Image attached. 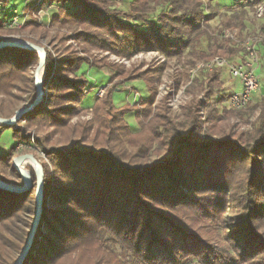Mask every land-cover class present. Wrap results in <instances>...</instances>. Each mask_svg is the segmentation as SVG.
Wrapping results in <instances>:
<instances>
[{"label":"trees","instance_id":"obj_1","mask_svg":"<svg viewBox=\"0 0 264 264\" xmlns=\"http://www.w3.org/2000/svg\"><path fill=\"white\" fill-rule=\"evenodd\" d=\"M48 3L59 4L52 23L81 26L75 38L86 53L103 49L131 57L141 51H159L172 57L193 47L190 54L195 58L209 57L194 44L207 34L201 24L207 19L204 0H132L128 11L114 7L115 0H42L39 9ZM157 7H161L157 18L150 20ZM124 18L143 21L147 27ZM9 25L7 19H0L1 34L13 32L6 28ZM24 26L32 32L41 27L35 19ZM259 49L262 63L264 45ZM241 51L222 52L232 58ZM217 53L212 52L211 57ZM64 56L54 68L53 54L47 51V79L54 70L48 82L51 101L47 108L40 106L24 114L18 124L25 119L36 127L54 128L56 133L66 128L81 107L64 105H80L88 98L85 90L91 81L80 73L86 65L109 67L111 79L119 77V81L95 104V120L78 125L81 135L76 139L70 136L62 140V147L45 148L48 137H36V146L46 153L49 163L41 164L43 211L23 264H264V92L253 94L238 109L246 119L260 109L251 134L234 136L218 129L215 120L223 115L213 107L208 118L213 124L203 135L201 102L195 97L183 108L182 117L169 113L168 96L151 114L158 93L156 80L165 62L132 74L123 64ZM39 60L36 50L0 48V93L11 97L21 82L28 99L33 100L36 88L27 73ZM222 69L201 71L188 92H215L223 84ZM66 72L76 77H66ZM136 78L143 80L149 94L139 100L146 112L141 115L138 111L140 129L132 132L125 114L134 109L129 104L118 108L114 92L124 91L119 84ZM231 94L221 101L229 100ZM2 105L3 101L0 116L14 113H6ZM91 127L96 131L87 145L85 134ZM25 128L0 125V136L11 129L14 140L0 152L1 180L14 183L23 179L12 159L20 144H31ZM72 131L75 134V128ZM30 171L33 185L28 190L20 193L0 187V241L7 251L17 254L27 241L36 212V173ZM15 259H0V264H14Z\"/></svg>","mask_w":264,"mask_h":264},{"label":"rangeland","instance_id":"obj_2","mask_svg":"<svg viewBox=\"0 0 264 264\" xmlns=\"http://www.w3.org/2000/svg\"><path fill=\"white\" fill-rule=\"evenodd\" d=\"M1 1L3 2V0H0V19H7L10 25L6 28H11L13 30L12 33L4 32L1 34L2 32H0L2 39L27 41L44 46L46 52L48 51L53 54L55 61L54 68L59 66V60L63 58L64 54V57H71L74 54L79 56H88L90 59L94 58L101 62L106 60L112 63L123 64L126 70H129V72L132 74L144 71L148 68V66L154 67L157 63L165 62V69L159 76V79L156 80L158 93L156 103L151 110L152 115L156 111L155 106L161 103V101L168 96L167 104L169 107V113L175 117H182L183 108L192 100L193 97H195L201 102L199 108V118L202 121L203 135L207 133V127L213 124L211 119L208 120L213 107H216L218 113L223 115L222 118L219 117L215 120V124L218 129L226 130L225 132H231L234 136L240 134L241 132L247 134H251L253 132L254 123L257 121V118L260 114V109H256L255 112H253L252 115L246 119L239 115L240 110L233 108L228 99L221 101V98L227 93H233L234 90L235 92H241L242 85L240 81L231 77L227 68L220 66L209 68L208 65L217 56L234 60L237 55L230 58L224 52L229 49L242 48V40H244L248 35H254L257 32L264 31V16L261 18L257 17L255 14L256 8L259 5H264V0L259 1L255 5L250 4L251 0H204V9L207 19L203 20L201 24L202 28L207 31V34H203L194 44L196 45L195 49L207 52L209 57L206 59L195 58L194 55L190 54L193 51V47L186 48L183 55L172 57L164 56L159 51H141L140 53H137L131 57H123L103 49H93L86 53L83 49V44H80L75 38V34H77L78 30L81 29V26H76L78 28H74L75 26H62L61 24L59 25L57 23H52L53 16L58 12L59 4L48 3L43 8L39 9L42 0H10L9 3L5 5H3L4 3ZM31 1H33V3ZM131 1L132 0H115L116 4L114 7L128 11L131 8ZM160 10L161 7H157L156 11L151 12L149 19H156V15ZM13 19H15V22ZM32 19L38 20L39 24L41 25V27H38V32H32L30 28H25L24 26L27 21ZM124 21L136 23L144 28L147 27V25H143V21L125 18ZM227 31H236L238 33L236 40L230 36H226ZM63 37H66L65 41H63ZM215 45H219V48L215 49ZM216 50L218 51L217 54L219 55L211 57L212 52ZM244 56L245 55L242 51L238 55L239 58H243ZM262 61L263 62L261 63L259 72L264 76V67L262 65L264 63V58ZM137 65L142 66L133 71L132 69ZM199 65L202 66L197 68ZM36 67L37 65L32 66L27 73L35 88L34 72ZM215 68H223L220 75V79L222 80L223 84L220 86V88H216L215 92L211 93L210 95H206L204 90H196L195 93L188 92V86L193 83V79L199 76L201 71L205 73H212ZM192 69L195 70L192 71ZM46 73L47 70L45 67L42 71L43 88L45 93L41 96L40 102L34 108L23 113V115L35 110L36 108H39L40 106L41 109L48 107L53 95V93L49 90L48 82L53 77L54 70L48 79L46 78ZM80 73L88 76L91 81L85 90L88 93V98H86L85 101L80 105L74 102H67L64 105L68 108L81 107V109L72 115L67 121L68 125L66 128L59 130L60 132L56 133L53 130L54 128L36 127L35 125H30L25 119L19 124L17 121L15 124L11 125L12 127H15L16 125L27 127L25 128L27 130L26 132L29 133L31 138V144H20L18 146L15 156L12 159V164L16 157L25 153H33L41 164L43 162L49 163L46 153L41 148L36 146L37 136L48 137L47 141H45V148H59L64 145L62 140H69L71 138L70 136L76 139L81 135V129H79L78 125L82 123L90 124V122L95 120V104L99 100L105 99L107 90L118 83L119 77L112 80L111 75L113 72L109 67L93 68L86 65L83 67ZM64 75L66 77L68 76L69 78L76 77L75 74L70 72H66ZM130 84H132L134 88H131ZM119 85V87H123L125 90H116L114 92L115 104L118 108H124L127 104L133 107L134 110H132V112H127L125 114V120L130 125V131L137 132L139 131L140 127L136 115L138 114V111H140L141 115L145 114L146 112V107L143 106L139 100L148 96L149 92L148 90L146 91L147 88L145 83L140 78L129 80ZM25 90V85L20 82L18 86L13 88L11 91L13 93L11 97H5L0 93V102L3 101L2 106L6 108L5 112L7 113L10 110H14V113L6 118L13 117L17 110L27 107L29 103L34 101L37 93L35 92L34 99L30 100L28 99V94L25 93ZM255 99L258 98L255 97ZM103 112L106 114L105 111ZM151 114L149 118L144 119V123L149 121ZM20 118L18 120H20ZM74 128L76 130L75 134L72 131ZM95 131L96 128L91 127V130L85 134L87 135L85 138L87 145H89V142H92L91 137H93ZM13 143L14 140L12 138V130H5L0 136V152L6 151ZM26 168L29 171L33 170L35 172L34 168L29 164L26 165ZM15 181L16 182H14V184H24L23 179L21 181ZM42 231L45 232L44 226H42ZM0 251L4 252V257H0L1 260L4 261L7 259L10 262L14 261L16 258L14 262V264H16L20 253L17 254L12 250L7 251L2 245L1 241ZM239 264L249 263L241 262Z\"/></svg>","mask_w":264,"mask_h":264},{"label":"water","instance_id":"obj_3","mask_svg":"<svg viewBox=\"0 0 264 264\" xmlns=\"http://www.w3.org/2000/svg\"><path fill=\"white\" fill-rule=\"evenodd\" d=\"M3 47H19L29 50H36L37 52H39L40 56L39 63L34 72V81L37 92L36 98L33 102L29 103L27 107L17 110L13 117L6 118L0 116V125L11 126L18 121V119L23 115V113L27 112L29 109L34 108L40 102L41 96L45 93L43 88V77L40 78V72L43 71V69L45 68L47 52L44 46L27 41L2 39L0 40V48ZM27 161H29V165L34 168L36 173V212L31 225V229L29 231L27 241L17 258L16 264H23V261L27 256V253L29 252V249L33 243L34 237L37 234L38 226L41 220L43 211V168L41 163L33 153L21 154L13 160V166L22 176L24 184L18 185L0 179V187L12 192H23L26 189L30 188L33 184L31 173L26 168V166L23 165Z\"/></svg>","mask_w":264,"mask_h":264},{"label":"built area","instance_id":"obj_4","mask_svg":"<svg viewBox=\"0 0 264 264\" xmlns=\"http://www.w3.org/2000/svg\"><path fill=\"white\" fill-rule=\"evenodd\" d=\"M255 14L257 17L264 16V5H259ZM15 22V19H13ZM238 33L236 31H227L226 36L236 40ZM264 45V31L257 32L254 35H248L242 40L241 47L244 57H236L234 60L217 56L210 64L209 68L220 66L227 68L231 77L240 81L242 85L241 92H233L230 96V104L235 109L244 108L251 100L253 94L264 92V76L259 72L261 67L260 45ZM202 65H199V68ZM195 69H192L194 71Z\"/></svg>","mask_w":264,"mask_h":264},{"label":"bare ground","instance_id":"obj_5","mask_svg":"<svg viewBox=\"0 0 264 264\" xmlns=\"http://www.w3.org/2000/svg\"><path fill=\"white\" fill-rule=\"evenodd\" d=\"M42 77V71L40 72V78ZM27 164H29V161H27V162H25V164H23V165H27Z\"/></svg>","mask_w":264,"mask_h":264},{"label":"crops","instance_id":"obj_6","mask_svg":"<svg viewBox=\"0 0 264 264\" xmlns=\"http://www.w3.org/2000/svg\"><path fill=\"white\" fill-rule=\"evenodd\" d=\"M32 3H33V1H31ZM28 3V2H27ZM148 89H146V91H147ZM235 91V90H234ZM149 92V91H148Z\"/></svg>","mask_w":264,"mask_h":264}]
</instances>
